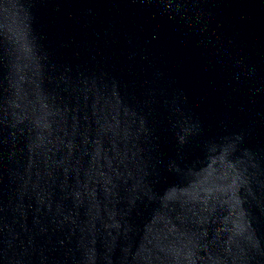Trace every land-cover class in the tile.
Wrapping results in <instances>:
<instances>
[{
    "label": "water",
    "instance_id": "water-1",
    "mask_svg": "<svg viewBox=\"0 0 264 264\" xmlns=\"http://www.w3.org/2000/svg\"><path fill=\"white\" fill-rule=\"evenodd\" d=\"M0 264H264V0H0Z\"/></svg>",
    "mask_w": 264,
    "mask_h": 264
}]
</instances>
